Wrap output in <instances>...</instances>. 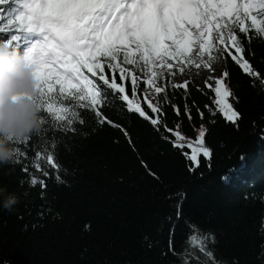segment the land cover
I'll use <instances>...</instances> for the list:
<instances>
[{"label": "trees", "instance_id": "1", "mask_svg": "<svg viewBox=\"0 0 264 264\" xmlns=\"http://www.w3.org/2000/svg\"><path fill=\"white\" fill-rule=\"evenodd\" d=\"M246 46L245 55L264 78V40ZM215 64L221 73L227 68L230 87L239 97L238 127L219 113L210 115L204 106L212 104L213 94L194 75L187 96L170 88V103H163L168 127L180 123L179 130L189 138H195L201 124L208 129L206 145L213 154L210 161L201 159L195 171L164 138L163 128L157 131L128 113L119 100L103 111L128 136L96 124L87 111L82 112L85 124L75 125L76 134L55 133L65 183L49 178L44 196L38 184L27 183L16 156L0 164V187L7 188L5 195L19 197L11 211L0 207V264H182L189 256L205 264L189 240L193 234L198 239L212 235L213 252L227 264H264V90L259 79L253 87L230 58ZM188 72L172 83H182ZM193 101L204 111L203 121ZM171 105L180 108V116ZM39 143L33 133L32 144ZM170 238L175 254L167 251Z\"/></svg>", "mask_w": 264, "mask_h": 264}, {"label": "snow or ice", "instance_id": "2", "mask_svg": "<svg viewBox=\"0 0 264 264\" xmlns=\"http://www.w3.org/2000/svg\"><path fill=\"white\" fill-rule=\"evenodd\" d=\"M0 34L6 37L0 43L19 50L33 67L35 99L42 126L47 127L33 132L39 147L32 144L33 133L12 142L22 146L16 147L14 162L21 165L30 186H40L42 196L49 178L65 183L55 133L76 134L75 125L85 124L82 112L92 113L96 124L121 129L128 136L103 111L119 100L128 113L138 114L157 131L163 128L168 134L164 138L181 150L189 171H195L201 159L210 161L213 154L206 145L208 129L201 124L193 139L179 130L180 123L167 126L163 103H170L168 90L182 89L187 96L194 83L172 79L202 66L211 69L213 74L203 83L213 102L204 107L211 116L219 113L237 127L242 113L235 107L239 97L230 87V73L224 68L216 76L213 65L230 58L253 87L257 79L264 82L245 55L246 45L264 40V0H0ZM171 106L180 116V108ZM192 107L203 121L204 111L195 101ZM184 114L193 119L187 104ZM181 215L178 209L177 218ZM209 238L214 240L193 234L189 240L206 261L217 264L207 247ZM167 251L175 254L171 238ZM193 259L200 264L197 256H189L184 264Z\"/></svg>", "mask_w": 264, "mask_h": 264}, {"label": "clouds", "instance_id": "3", "mask_svg": "<svg viewBox=\"0 0 264 264\" xmlns=\"http://www.w3.org/2000/svg\"><path fill=\"white\" fill-rule=\"evenodd\" d=\"M260 86L264 90V82ZM36 95L32 65L25 62L19 50L0 43V164L14 161L13 138L29 136L42 126ZM5 193L7 188L0 187V207L11 211L19 197Z\"/></svg>", "mask_w": 264, "mask_h": 264}, {"label": "rangeland", "instance_id": "4", "mask_svg": "<svg viewBox=\"0 0 264 264\" xmlns=\"http://www.w3.org/2000/svg\"><path fill=\"white\" fill-rule=\"evenodd\" d=\"M213 67L215 68V73L214 74L216 76H219L220 73H221L220 67L217 66V64L213 65ZM212 74L213 73H212V70L211 69H207V68H205V67L202 66L199 70H195L194 69V73L188 72L186 75L183 76V79L184 80L189 79L190 77H192V75H194V77L197 80V82L199 84L204 85V83H203L204 78H206L207 76L212 75ZM198 131H199V128L197 129V134H198ZM208 235H209V237H212V235H210V234H208ZM212 241L213 240L211 238L208 239V241H207V247H208L209 250H211L213 252V250H212ZM214 257H215V261L217 262V264H227L224 258H220L219 259L215 255V253H214ZM204 260L206 261V258L205 257H204ZM206 262H207L206 264H212V261L211 260H207ZM181 263L184 264V260ZM188 264H194V261L189 260L188 261Z\"/></svg>", "mask_w": 264, "mask_h": 264}]
</instances>
